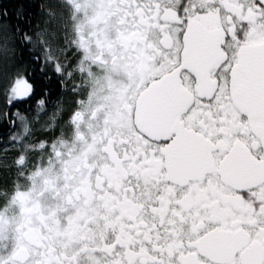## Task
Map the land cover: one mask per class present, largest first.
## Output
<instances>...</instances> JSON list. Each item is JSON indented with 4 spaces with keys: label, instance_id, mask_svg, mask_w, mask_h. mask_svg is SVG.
<instances>
[{
    "label": "snow or ice",
    "instance_id": "obj_1",
    "mask_svg": "<svg viewBox=\"0 0 264 264\" xmlns=\"http://www.w3.org/2000/svg\"><path fill=\"white\" fill-rule=\"evenodd\" d=\"M39 9L0 4V264H264V0Z\"/></svg>",
    "mask_w": 264,
    "mask_h": 264
},
{
    "label": "trees",
    "instance_id": "obj_2",
    "mask_svg": "<svg viewBox=\"0 0 264 264\" xmlns=\"http://www.w3.org/2000/svg\"><path fill=\"white\" fill-rule=\"evenodd\" d=\"M42 2V0H27V6H28V11L32 12L33 17H34V22H35V12L40 11L39 5ZM16 0H0V4H3L9 8L11 11L13 7L15 6Z\"/></svg>",
    "mask_w": 264,
    "mask_h": 264
},
{
    "label": "flooded vegetation",
    "instance_id": "obj_3",
    "mask_svg": "<svg viewBox=\"0 0 264 264\" xmlns=\"http://www.w3.org/2000/svg\"><path fill=\"white\" fill-rule=\"evenodd\" d=\"M36 17L39 15V11L35 12ZM53 76H55V74H53ZM13 131H15V129H12ZM7 132V125H0V134H4Z\"/></svg>",
    "mask_w": 264,
    "mask_h": 264
}]
</instances>
